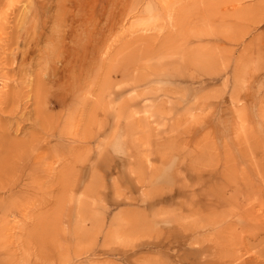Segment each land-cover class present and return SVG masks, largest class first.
<instances>
[{"label": "rangeland", "instance_id": "1", "mask_svg": "<svg viewBox=\"0 0 264 264\" xmlns=\"http://www.w3.org/2000/svg\"><path fill=\"white\" fill-rule=\"evenodd\" d=\"M38 1L0 3V150L54 127L0 197V264H205L195 238L214 247L206 259L264 264V0L68 1L60 28L52 0L34 31ZM91 34L90 84L68 98L72 50ZM97 57L101 136L79 142ZM50 167L67 174L65 204Z\"/></svg>", "mask_w": 264, "mask_h": 264}, {"label": "bare ground", "instance_id": "2", "mask_svg": "<svg viewBox=\"0 0 264 264\" xmlns=\"http://www.w3.org/2000/svg\"><path fill=\"white\" fill-rule=\"evenodd\" d=\"M51 1L52 0H39L35 6L31 7L34 9L33 14L29 18V21L23 23V26H26L27 24H29L30 26L34 27L33 28L34 31L36 28L44 27L47 23L45 18L50 17V11H48L46 9V6ZM68 1H69V3H72V2L80 3L82 0H59L60 7H58L57 10L54 12V16L51 15V17H50L51 18L50 20L55 25H57L58 28H60L61 24L64 23V21L68 18V16L70 15L69 13H72L71 10H69L70 7H68L66 5V3ZM1 2H2V0H0V3ZM94 2H95V4H97L98 0H96ZM82 10L83 9L79 10L81 12V14L84 13V11H82ZM91 11L94 12V9H91ZM82 21H83V19H82ZM26 28L27 27H24V29H26ZM26 30L29 31L28 29H26ZM41 30H43V29H41ZM95 30L98 32L97 26L95 27ZM64 39L65 38L63 36L61 41ZM53 42H54V40H53ZM91 43L94 44L93 50L97 53L99 50L100 41H99V38H97L93 34L86 35L85 37H83V36L80 37L79 47L77 49L72 50V52L75 53V55H74L75 64L73 65V67H70L68 70L65 71V75H68V71L72 68L71 71H69V74L71 73V76H68L66 78V80L67 79H70V80L68 81L67 85L65 83L66 87L64 88V90H67L66 96L68 98H70V96L76 95L78 92L85 89L86 84H88V85L90 84L89 79H90L91 73L89 70L91 68H88V61H89V59H91V53L87 50V48L90 47L89 45H91ZM58 56H60V53ZM94 61L95 62H93V63L96 64V66H97L96 70L97 71L95 72L96 74H95L94 78H92V80H93V86L92 87H94V88L89 91V93L91 94L90 95L91 98L94 100H90L89 102L85 101L88 105L93 104L91 111L87 112V105L83 104V112H84L85 117H84V120L82 121V115H81L80 119L78 120V123L84 122L85 132L81 136L79 135V137H78V135H76V138L79 142L81 140L82 141H88L89 139H93L97 143H99V138L101 136L102 115H100V112L103 108L104 100H103V96L101 93L102 90H101V79H100V63L98 62V57L95 58ZM44 98H45V100H44ZM46 98H47V96H46L45 91H44L42 94H40L38 108H43L45 106V104L47 102ZM53 104H54V107H60L61 106V104L57 103L56 101H53ZM39 115H40V113L37 112V115L35 118H39L38 120H40V117H41ZM67 119L69 120L70 118H67ZM68 124H69V121H68ZM53 129H54L53 126H51L50 128H42V133L40 132V134H39L37 132L36 136L30 137L31 139L29 138L25 144L7 141V144L4 146L5 148L1 147V149L3 151L0 150V156L4 155V153L7 152L8 150H10L11 148L13 149L14 154H13V156L10 157L12 159V162L10 164H7L5 162H3V163L0 162V197H1L2 193L3 194H5L7 192L13 193V190L15 188L19 187V185L21 183V176L16 174L20 168L19 167L20 162L22 161V158L19 154L23 153V152L27 153L31 149L29 147L31 144H32L31 146H33L34 143L39 144L40 146H42L41 143L43 145H45L42 138L45 140L52 138ZM61 135H62V133H61ZM64 137H66V136H64ZM67 137H69V136H67ZM79 138H81V139H79ZM100 153H101L100 149H99V147H97L95 155L100 156ZM45 156H46V153H44V151L40 150V152H38L36 155L35 161L37 163H40V159H44ZM79 160L81 163L82 162V156L81 157L79 156ZM69 166H70V164L66 165L65 167H69ZM50 169H51V167L49 168V170ZM48 174H49V177H48L49 189H51V187L53 186L52 184H54L55 186L57 185L58 193L60 194V197H61L60 202L62 201L65 204V202L68 200L67 190L69 187V184H67L68 178H67L66 172L64 171V173H60V175L57 177H54L52 175L51 170ZM55 178L57 179L56 182L54 181ZM88 187H90V188H88ZM86 189H87V192L89 189V192L93 198V201H95V203L100 200V184H99L98 178L96 176L92 177L90 183L88 184V186H86ZM48 197H49V199L47 202L50 204L49 192H48ZM80 203L81 204H90L88 200H80ZM49 223L50 222H48V224ZM204 226L205 225H203L202 227H204ZM227 228H229V227H227ZM41 229H42V233L48 234L45 230L46 228H41ZM188 229L183 228L185 233L188 232ZM38 230H39V232H41L40 229H38ZM194 230H195V228L193 229V231ZM38 237H43V236H38ZM258 237H259L258 234H253L251 238L257 239ZM198 240H197V238H195L194 243L198 244V246H199L198 251L200 253H202L203 255H205L204 258L200 257L201 258L200 260H202L201 262L206 261L205 264H227L226 262H222L221 260H219V263H218L216 261L206 259V258H209L208 257L209 255H206L208 253L207 249H213L214 247H208L207 248L204 246V240L203 239H198ZM215 250H216V247H215ZM229 264H258V263L253 262V261H248L246 259H242V257L239 256L237 258H234V260L232 262H230Z\"/></svg>", "mask_w": 264, "mask_h": 264}]
</instances>
